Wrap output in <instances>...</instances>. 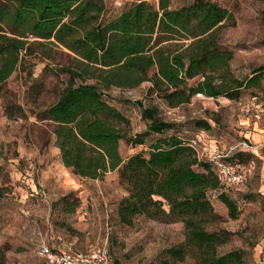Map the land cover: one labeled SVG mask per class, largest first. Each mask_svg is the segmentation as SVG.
Here are the masks:
<instances>
[{"label":"trees","instance_id":"16d2710c","mask_svg":"<svg viewBox=\"0 0 264 264\" xmlns=\"http://www.w3.org/2000/svg\"><path fill=\"white\" fill-rule=\"evenodd\" d=\"M171 2L158 0L155 7L140 0L104 19V0H1L0 86L20 64L22 53L28 54L30 43L46 40L68 49L73 57L62 67L66 84L54 103L36 113L38 120L53 124L62 164L84 178L116 170L126 190L117 206L122 224L131 225L137 216L181 221L184 241L163 250L166 263L191 255L195 264H248L240 248L218 253L227 231L206 228L217 217L211 194L233 218L238 207L214 165L197 156L193 138L176 132L155 106L138 102L146 127L130 141L155 139L148 151L125 159L119 151L121 125L127 119L106 97L111 87L133 88L149 81V91L175 107L195 94L232 99L242 88L261 82L260 68L245 78L230 71L232 53L217 38L223 22L232 17L227 8L216 0H193L179 7ZM194 127L211 129L209 118L195 119ZM244 156L251 160L255 155L239 151L224 160L243 168L240 163L246 159L239 157ZM3 195L0 186V199ZM76 202H66L63 210L72 212Z\"/></svg>","mask_w":264,"mask_h":264},{"label":"rangeland","instance_id":"374dc122","mask_svg":"<svg viewBox=\"0 0 264 264\" xmlns=\"http://www.w3.org/2000/svg\"><path fill=\"white\" fill-rule=\"evenodd\" d=\"M1 1V0H0ZM140 0H104V19H111L125 7ZM152 6L158 0H145ZM193 0H172L179 7ZM232 17L217 33L221 48L231 51L229 68L234 77H250L260 68L261 82L242 88L230 99L195 94L189 102L170 107L149 81L133 88L111 87L106 97L126 117L121 125L124 138L119 151L128 156L148 151V137L142 144L130 141L143 132L146 122L138 102L155 106L158 116L175 124L182 136L200 135V145L217 146L229 155L251 152L250 160L239 157L247 170L245 181L228 191L236 201V217L210 195L217 217L206 224L212 230H225L218 253L240 248L248 264H264V2L263 0H216ZM28 40H34L29 37ZM22 53L20 64L0 86V264H45L38 255L39 245L69 244L87 251L107 248L111 264H195L191 255L182 261L166 263L163 250L184 241L181 221L161 222L137 216L131 225L118 220L117 206L126 194L116 170L99 178H84L64 166L55 146L53 124L38 120L36 113L54 103L67 77L62 70L73 53L49 41H35ZM213 117V119H210ZM209 118L211 129L197 130L194 120ZM217 120V121H214ZM63 198H66L63 200ZM76 205L65 212L66 202Z\"/></svg>","mask_w":264,"mask_h":264},{"label":"built area","instance_id":"2783aa9c","mask_svg":"<svg viewBox=\"0 0 264 264\" xmlns=\"http://www.w3.org/2000/svg\"><path fill=\"white\" fill-rule=\"evenodd\" d=\"M200 142V135H196L191 141V146L196 150L198 157H204L214 165L224 188H233L245 181L247 170L236 168L224 160L229 156L228 152L219 150L217 146L200 145ZM38 255L45 264H110L109 252L105 247L81 251L73 249L69 244L53 246L42 242L39 245Z\"/></svg>","mask_w":264,"mask_h":264},{"label":"crops","instance_id":"0c3cea01","mask_svg":"<svg viewBox=\"0 0 264 264\" xmlns=\"http://www.w3.org/2000/svg\"><path fill=\"white\" fill-rule=\"evenodd\" d=\"M256 151V153L259 155V157H260V159L262 160V165H263V178H262V182H263V187H264V154L263 155H261V154H259L257 151L258 150H255ZM51 245H53V246H55V244H51ZM92 249V248H91ZM90 250V249H89Z\"/></svg>","mask_w":264,"mask_h":264}]
</instances>
